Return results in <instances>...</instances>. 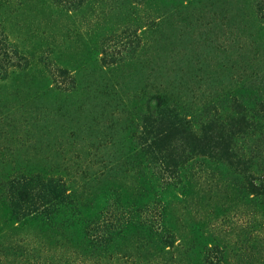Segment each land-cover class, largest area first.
<instances>
[{"label": "rangeland", "instance_id": "374dc122", "mask_svg": "<svg viewBox=\"0 0 264 264\" xmlns=\"http://www.w3.org/2000/svg\"><path fill=\"white\" fill-rule=\"evenodd\" d=\"M0 264H264V0H0Z\"/></svg>", "mask_w": 264, "mask_h": 264}, {"label": "trees", "instance_id": "16d2710c", "mask_svg": "<svg viewBox=\"0 0 264 264\" xmlns=\"http://www.w3.org/2000/svg\"><path fill=\"white\" fill-rule=\"evenodd\" d=\"M159 114H160V119L169 121V123L171 125H173L174 127L180 126L178 124L182 123L181 121L180 122L176 121V118L173 116V114H169V113H166L163 111H160ZM20 182H21L22 186L26 189H29L28 188L29 186H31V188L34 186L42 187L41 190L44 193L43 196H45V197H46V195H49L51 191L59 192V190H61L59 192V196L60 195L65 196L66 195V194L64 195L65 189L62 187V183L61 182L59 183L58 181H54L53 179H50L49 181H45V180H39L37 178H30V179L24 178ZM62 191H63V193H62ZM65 193H66V191H65Z\"/></svg>", "mask_w": 264, "mask_h": 264}]
</instances>
